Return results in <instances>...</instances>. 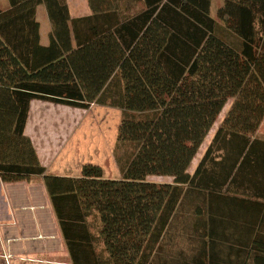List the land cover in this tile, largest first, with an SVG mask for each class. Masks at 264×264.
Masks as SVG:
<instances>
[{
	"label": "trees",
	"instance_id": "obj_1",
	"mask_svg": "<svg viewBox=\"0 0 264 264\" xmlns=\"http://www.w3.org/2000/svg\"><path fill=\"white\" fill-rule=\"evenodd\" d=\"M223 1L217 20L212 0L0 8V177H44L72 264H264V0ZM33 101L121 110L122 179L48 175L26 135Z\"/></svg>",
	"mask_w": 264,
	"mask_h": 264
},
{
	"label": "rangeland",
	"instance_id": "obj_2",
	"mask_svg": "<svg viewBox=\"0 0 264 264\" xmlns=\"http://www.w3.org/2000/svg\"><path fill=\"white\" fill-rule=\"evenodd\" d=\"M5 0H0L4 3ZM73 15L81 14L84 0H67ZM76 4H80L76 5ZM43 8V7H42ZM43 31L49 25L47 9H42ZM216 9L213 15H216ZM234 99L229 100L216 125L202 145L192 170L200 155L211 143L223 118L231 108ZM29 133L38 142L42 155L51 158L47 165L50 176L79 177L86 165L101 167L106 179H122L121 168L116 159V146L122 111L116 108L94 105L89 110L74 109L45 102H35L31 106ZM257 137L264 139V120L257 132ZM53 155V156H52ZM52 156V157H51ZM197 159V160H196ZM156 183H171L168 177H150Z\"/></svg>",
	"mask_w": 264,
	"mask_h": 264
},
{
	"label": "crops",
	"instance_id": "obj_3",
	"mask_svg": "<svg viewBox=\"0 0 264 264\" xmlns=\"http://www.w3.org/2000/svg\"><path fill=\"white\" fill-rule=\"evenodd\" d=\"M3 2L0 3V8L8 9L9 0ZM84 2L83 9L80 7L77 9L79 12L83 11L78 15H73L68 3L72 18L91 15L87 0ZM223 5V0H212L213 19L217 20L218 10ZM42 7L45 6L37 9V19L41 26V44L47 46L50 43L52 25L50 22L43 31L40 16L44 11ZM214 9L216 15H213ZM35 102L42 101H33L31 106ZM26 135L33 141L42 165L48 169L47 165L51 158L42 155L37 139L29 133V119ZM205 151L200 155L199 160L196 159L198 162L193 170L191 165L189 169L191 174L196 170ZM0 264H72L43 176H34L18 182H6L0 177Z\"/></svg>",
	"mask_w": 264,
	"mask_h": 264
}]
</instances>
